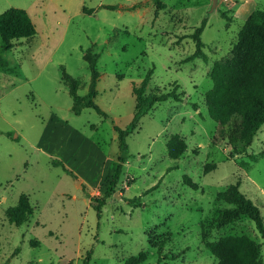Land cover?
Segmentation results:
<instances>
[{"label": "rangeland", "instance_id": "rangeland-1", "mask_svg": "<svg viewBox=\"0 0 264 264\" xmlns=\"http://www.w3.org/2000/svg\"><path fill=\"white\" fill-rule=\"evenodd\" d=\"M160 3L162 9L154 0H0V13L22 8L36 28L32 39L13 41L0 66V264H120L140 252L139 264H217L203 242L225 235L254 240L264 262V239L252 221L215 224L217 212L229 207L216 194L229 184L264 220V123L244 147L233 139L239 118L220 126L204 102L213 64L231 55L245 18L264 0H217L213 10L212 0ZM203 19L207 60H187L195 50L190 35ZM87 50L99 55L93 102L106 117L91 107L73 114L61 80L63 66L78 79L77 93H87ZM149 70L146 93L174 90L179 100L156 103L140 118L126 137L114 191L104 197L119 153L114 126L131 121L132 86ZM171 134L187 146L178 159L166 152ZM207 163L215 168L204 172ZM20 194L33 212L15 225L5 209Z\"/></svg>", "mask_w": 264, "mask_h": 264}, {"label": "trees", "instance_id": "trees-1", "mask_svg": "<svg viewBox=\"0 0 264 264\" xmlns=\"http://www.w3.org/2000/svg\"><path fill=\"white\" fill-rule=\"evenodd\" d=\"M158 9H162L160 0H154ZM113 9L114 6L110 5ZM83 10L91 13V9ZM225 17V14H222ZM206 19H203L190 37L194 41L195 50L187 60L196 57L206 62L207 57L203 52L204 44L201 41V33L205 27ZM36 34L35 24L26 10L17 7H9L0 13V66L6 64L3 53L11 50L14 40L32 39ZM99 55L87 50L83 59L87 62L90 73L88 90L84 96L77 93L78 79L67 73L63 66L61 80L68 87V94L72 99L71 111L79 115L84 107H91L99 114L107 116L93 102L96 95V83L99 72L96 62ZM152 71L149 70L138 86H132L134 97V109L131 121L125 128L114 126L117 133L119 153L116 160L111 163V175L109 183L103 193L108 197L118 182L121 168L127 159L126 137L137 127L140 118L145 115L154 104L169 98L179 100L178 94L172 90L161 92L158 88L151 93H146V86L150 80ZM212 86L204 93V102L209 117L218 125L223 126L232 117H238L239 123L235 130V140H240L244 147L248 146L259 127L264 123V7L252 11L244 20L238 31L237 39L233 44L231 55L222 62H215L209 72ZM230 144L233 140L230 139ZM166 152L172 159L180 158L186 151L184 138L178 134H171L165 142ZM54 166H61L68 173L64 163L60 160H52ZM215 168V164L207 163L204 172ZM185 184L192 188L198 185L188 176L183 177ZM217 201H223L229 207L217 212L215 224L217 227L225 225L233 220L245 217L254 223L256 231L264 239V220L259 209L240 190L237 184H229L216 194ZM135 199L131 200L133 203ZM102 204V201L98 202ZM137 204H135L136 206ZM99 210V207L96 206ZM33 207L25 194H20L15 206L5 209V216L10 223L21 225L29 220ZM204 247L215 257L217 264H264L260 256V246L246 235H225L213 241H204ZM163 241L157 244L158 261L162 258L161 249ZM145 260L142 252L129 256L120 264H139Z\"/></svg>", "mask_w": 264, "mask_h": 264}, {"label": "water", "instance_id": "water-1", "mask_svg": "<svg viewBox=\"0 0 264 264\" xmlns=\"http://www.w3.org/2000/svg\"><path fill=\"white\" fill-rule=\"evenodd\" d=\"M217 0H212L211 10H213L216 7Z\"/></svg>", "mask_w": 264, "mask_h": 264}, {"label": "built area", "instance_id": "built-area-1", "mask_svg": "<svg viewBox=\"0 0 264 264\" xmlns=\"http://www.w3.org/2000/svg\"><path fill=\"white\" fill-rule=\"evenodd\" d=\"M79 177H81L82 175L78 174Z\"/></svg>", "mask_w": 264, "mask_h": 264}]
</instances>
